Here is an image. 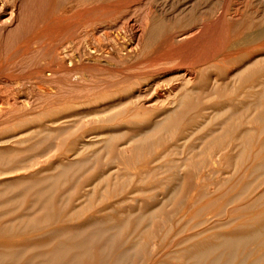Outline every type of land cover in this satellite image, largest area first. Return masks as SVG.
Returning a JSON list of instances; mask_svg holds the SVG:
<instances>
[{
    "label": "bare ground",
    "instance_id": "obj_1",
    "mask_svg": "<svg viewBox=\"0 0 264 264\" xmlns=\"http://www.w3.org/2000/svg\"><path fill=\"white\" fill-rule=\"evenodd\" d=\"M131 1L0 0L1 146L6 143L21 144L34 134L59 131L81 124L84 129L79 128L81 131L77 132L78 137L69 135L74 139L68 138V141L71 140L68 148L62 152L58 148L46 154L42 152L43 158L47 157L44 161L52 162L51 158L58 155L64 162L90 152L100 154L105 148L103 145L119 135L122 125H138L140 120L149 121L154 118L153 113L168 111L178 98L183 99L198 90L215 94H239L249 99V106L245 104L247 108L264 107V0H214L210 6L201 3L205 0H197L196 5L193 0H187L176 11H168L163 5L155 3L156 0H150L149 9L145 7L148 11L146 14L142 13L145 12L144 7L133 6ZM201 4L202 8L199 7ZM139 64L149 66L142 65L147 68L144 69L146 75H128L120 79L124 70H134L137 65L141 68ZM151 66L153 70H149ZM147 70L151 72L147 73ZM107 73L116 77L115 80L120 76V80L110 82L114 79L110 75L107 78L110 81L105 79L103 75ZM87 91L90 95L89 91L96 92L86 98ZM78 95H82L84 100L74 101ZM66 97L74 100L68 102ZM122 107L125 108L124 115ZM168 113H172L171 110ZM157 119L152 121L157 122ZM119 144L116 150L119 155L128 152V147L122 148ZM98 146L103 147L96 149ZM141 149L136 148V151L140 152ZM219 153L215 152L214 156L216 154L217 157ZM41 159L35 157V162L32 160L29 165L25 159L23 161L27 165L21 166L19 163L21 167L12 163L15 167L6 170L2 168L0 177L7 175L9 178L8 174L13 176L18 170L30 176L29 172L37 170V165L43 163L45 166ZM44 166L41 165V168ZM48 166L51 168L52 164ZM23 176L26 178V175ZM262 192L258 200L264 198ZM259 213L263 214L264 211ZM253 222L252 226L255 225ZM231 223H227L226 228ZM229 232L220 233L214 238L212 236L215 233L212 234L210 238L214 240L213 243H208V240L190 246L192 264H264V227L257 229L248 226L246 232L240 231L239 234Z\"/></svg>",
    "mask_w": 264,
    "mask_h": 264
},
{
    "label": "rangeland",
    "instance_id": "obj_2",
    "mask_svg": "<svg viewBox=\"0 0 264 264\" xmlns=\"http://www.w3.org/2000/svg\"><path fill=\"white\" fill-rule=\"evenodd\" d=\"M148 1L133 0L131 5H141L145 11L142 13L146 14ZM186 1L156 0L155 3L168 11H176ZM193 2L196 5L197 0ZM201 3L210 6L214 0ZM142 67L124 70L126 73L122 72L121 77L146 75L147 68ZM109 75L103 76L107 79ZM111 78L114 80H107L112 83L119 79ZM95 92L89 91L90 95L87 91L83 96L90 98ZM83 96L78 95L75 100L66 98L72 102L84 100ZM185 98H178L179 103L177 99L176 104H180L177 107L175 104L168 111L153 113L154 118L149 121L140 120L144 125L141 122V126L122 125L119 135L103 145L105 148L100 154L90 152L64 162L60 155L51 158L56 166L59 163L57 167L44 161L47 157L43 158V153L56 148L60 152L66 150L72 138L84 129L81 124L37 133L21 144L0 145V170L17 167L16 164L21 167L27 162L29 165L32 160L35 162V157L45 163V166L39 164L40 167L36 164L37 170L29 172L30 176L18 170L13 176L8 174L9 178L0 177V264H192V247H189L195 242L213 243L210 237L214 233L212 238L223 232H246L248 226L263 228L264 213L259 212L264 211V198L258 200V197L264 191V107L247 108L249 99L239 94L198 90ZM170 110L173 114L168 113ZM220 110L224 113L218 116ZM165 114L169 117H164ZM153 119L160 122L157 124ZM119 143L122 148L128 147V152L119 155ZM136 148H142L141 153ZM217 150L220 153L216 157ZM48 164H52L51 168ZM257 215L260 221L255 219Z\"/></svg>",
    "mask_w": 264,
    "mask_h": 264
}]
</instances>
